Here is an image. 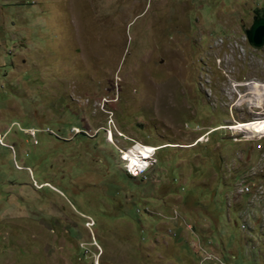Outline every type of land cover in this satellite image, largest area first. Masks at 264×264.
Masks as SVG:
<instances>
[{
	"label": "rangeland",
	"instance_id": "obj_1",
	"mask_svg": "<svg viewBox=\"0 0 264 264\" xmlns=\"http://www.w3.org/2000/svg\"><path fill=\"white\" fill-rule=\"evenodd\" d=\"M256 11L0 0V264H264ZM135 143L160 148L142 177Z\"/></svg>",
	"mask_w": 264,
	"mask_h": 264
},
{
	"label": "built area",
	"instance_id": "obj_2",
	"mask_svg": "<svg viewBox=\"0 0 264 264\" xmlns=\"http://www.w3.org/2000/svg\"><path fill=\"white\" fill-rule=\"evenodd\" d=\"M35 132L36 130L33 131L32 135H34ZM138 145L147 149V153L149 154L148 157H146L145 154L137 148ZM116 148L120 153L121 161L124 163V167H130L131 171H135L136 175L144 176L157 164L156 154L160 148L143 144L141 145L139 143H135L130 148H120L118 146ZM250 192H252L251 186L248 193ZM177 217L178 214H174V218ZM188 228L192 229V226L188 224Z\"/></svg>",
	"mask_w": 264,
	"mask_h": 264
},
{
	"label": "water",
	"instance_id": "obj_3",
	"mask_svg": "<svg viewBox=\"0 0 264 264\" xmlns=\"http://www.w3.org/2000/svg\"><path fill=\"white\" fill-rule=\"evenodd\" d=\"M245 34L253 48L260 49L264 46V11H256L253 24Z\"/></svg>",
	"mask_w": 264,
	"mask_h": 264
},
{
	"label": "bare ground",
	"instance_id": "obj_4",
	"mask_svg": "<svg viewBox=\"0 0 264 264\" xmlns=\"http://www.w3.org/2000/svg\"><path fill=\"white\" fill-rule=\"evenodd\" d=\"M256 89L260 91H264V86H257ZM237 129V128H236ZM240 130L245 131L247 134L250 135H264V121L263 122H252L245 124L238 128ZM251 137V136H250ZM142 145V144H141ZM137 148H139L140 151H142L146 157H148L147 149H144L142 146L138 145ZM127 173L132 177H140V175H136L135 171H131L130 167H124ZM143 175H141L142 177ZM246 227V225H245Z\"/></svg>",
	"mask_w": 264,
	"mask_h": 264
},
{
	"label": "crops",
	"instance_id": "obj_5",
	"mask_svg": "<svg viewBox=\"0 0 264 264\" xmlns=\"http://www.w3.org/2000/svg\"><path fill=\"white\" fill-rule=\"evenodd\" d=\"M182 224V223H181ZM183 225V224H182ZM179 229H178V231H176V236H178L179 235ZM184 233V231L182 230V231H180V234H183ZM178 234V235H177Z\"/></svg>",
	"mask_w": 264,
	"mask_h": 264
},
{
	"label": "clouds",
	"instance_id": "obj_6",
	"mask_svg": "<svg viewBox=\"0 0 264 264\" xmlns=\"http://www.w3.org/2000/svg\"><path fill=\"white\" fill-rule=\"evenodd\" d=\"M129 175V174H128Z\"/></svg>",
	"mask_w": 264,
	"mask_h": 264
},
{
	"label": "trees",
	"instance_id": "obj_7",
	"mask_svg": "<svg viewBox=\"0 0 264 264\" xmlns=\"http://www.w3.org/2000/svg\"><path fill=\"white\" fill-rule=\"evenodd\" d=\"M83 134V133H82Z\"/></svg>",
	"mask_w": 264,
	"mask_h": 264
}]
</instances>
